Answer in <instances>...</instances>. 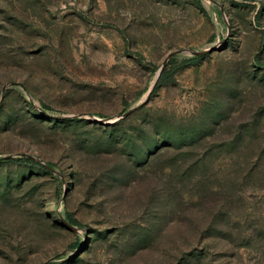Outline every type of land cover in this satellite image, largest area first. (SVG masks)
I'll use <instances>...</instances> for the list:
<instances>
[{
	"label": "rangeland",
	"instance_id": "obj_1",
	"mask_svg": "<svg viewBox=\"0 0 264 264\" xmlns=\"http://www.w3.org/2000/svg\"><path fill=\"white\" fill-rule=\"evenodd\" d=\"M0 264H264V0H0Z\"/></svg>",
	"mask_w": 264,
	"mask_h": 264
},
{
	"label": "trees",
	"instance_id": "obj_2",
	"mask_svg": "<svg viewBox=\"0 0 264 264\" xmlns=\"http://www.w3.org/2000/svg\"><path fill=\"white\" fill-rule=\"evenodd\" d=\"M168 79V76H167V70L166 69H163L159 78H158V81H157V85L156 87L161 83V82H164ZM6 160H12V161H16V162H31V163H35V164H38L36 163L33 159H31L30 157H26V156H22V157H6ZM44 167V166H43ZM46 168V167H44ZM68 219V221H70L71 223H74L75 220L70 217L69 215L66 217Z\"/></svg>",
	"mask_w": 264,
	"mask_h": 264
},
{
	"label": "water",
	"instance_id": "obj_3",
	"mask_svg": "<svg viewBox=\"0 0 264 264\" xmlns=\"http://www.w3.org/2000/svg\"><path fill=\"white\" fill-rule=\"evenodd\" d=\"M196 52H198V51H196ZM165 63V62H164ZM164 63H162V65L160 66V68H159V70H158V75L160 74V72H161V70H162V67L164 66ZM63 219V218H62ZM63 221L65 222V223H67L64 219H63Z\"/></svg>",
	"mask_w": 264,
	"mask_h": 264
}]
</instances>
